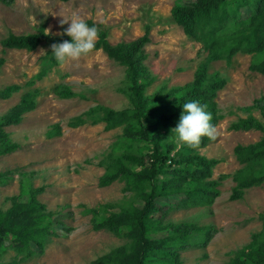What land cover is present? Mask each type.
<instances>
[{
  "label": "rangeland",
  "instance_id": "374dc122",
  "mask_svg": "<svg viewBox=\"0 0 264 264\" xmlns=\"http://www.w3.org/2000/svg\"><path fill=\"white\" fill-rule=\"evenodd\" d=\"M175 0H12L0 1V56L7 61L0 69V87L18 83L25 85L41 68V56L51 49L42 43L34 51L4 50L1 40L10 32H35L46 23L51 34H62L60 21L73 13L85 20L92 19L109 30V40L116 44L132 41L151 25V42L147 44L146 61L156 81L149 87L153 93L163 86L183 85L194 78L199 63L206 56L202 44L189 38L172 18ZM70 24V22H69ZM69 25L67 24V27ZM252 56L237 53L230 63L213 61L210 71L220 72L228 79L218 93L217 101L224 118L216 126L219 136L200 152L222 159L214 168V179L226 174L219 189L221 194L211 206L172 209L170 222H194L213 225L215 233L206 247L188 248L180 252L181 264H229L233 252L249 243L254 232L260 231L264 212V184L245 190L243 198L231 200L235 185L231 175L240 167L234 154L238 143L256 142L264 134L258 130L234 131L229 124L249 113L243 107L252 105L264 95V74L249 68ZM64 83L80 95L62 99L54 87ZM125 67L110 59L102 50L93 51L79 61L56 65L34 88L40 89L37 107L24 114L20 124L6 126L12 141L19 148L0 156V171L17 169L0 184V207L8 209L12 197L26 201L31 186H44L39 199L48 210L56 212L46 249L27 260L8 247L0 255V264H92L99 256L123 245L128 238L106 230L95 231L90 212L106 202H121L131 195L123 190V182L101 187L99 178L105 172L99 162L111 149L123 128L105 130V123H87L71 127L69 121L97 104L121 109L130 105L124 92ZM29 87L9 99H0V119L20 101ZM252 113L262 118L259 109ZM55 123L62 126L60 136L49 137ZM116 207L113 210H118ZM68 227L71 230L68 231Z\"/></svg>",
  "mask_w": 264,
  "mask_h": 264
},
{
  "label": "trees",
  "instance_id": "16d2710c",
  "mask_svg": "<svg viewBox=\"0 0 264 264\" xmlns=\"http://www.w3.org/2000/svg\"><path fill=\"white\" fill-rule=\"evenodd\" d=\"M11 3L12 0H0ZM67 1V0H63ZM173 20L191 39L202 44L206 56L199 63L192 81L183 85L161 87L149 93L156 81L146 61V46L151 42V25L142 36L132 41L113 44L109 30L92 19L89 26L98 28L94 51L102 50L116 63L125 67L126 86L123 89L130 105L121 109L97 104L74 116L71 127L91 123H105V130L123 128L111 149L99 162L105 172L99 178L101 187L123 182L125 192L131 195L121 202H106L92 207L93 229L106 230L118 237L128 238L123 245L97 257L92 264H181L180 252L188 248L206 247L215 233L213 225L194 222H170L167 216L172 209L211 206L221 191L219 186L227 175L214 179V168L222 159L208 157L200 152L212 140L202 138L199 148L187 145L177 147L173 129L184 112L183 104L197 101L206 106L217 126L224 118L217 101L218 93L228 84L220 72L210 71L213 61L230 63L237 53L252 56L251 71L264 74V0H175ZM55 36L42 23L35 32H10L1 40L3 49L36 50L42 43L58 44L71 37ZM7 59L0 56V69ZM58 65L52 49L41 56L40 70L25 85L13 83L0 87V99H9L29 87L21 99L0 119V156L19 148L12 141L6 126L20 124L24 114L37 107L40 89L33 86L44 79ZM59 98L69 99L80 95L69 85L54 87ZM259 109L262 118L252 111ZM249 114L229 124L234 131L258 130L264 133V95L252 105L243 107ZM62 126L55 123L48 130L49 137L60 136ZM240 167L231 175L235 185L231 200L243 198L245 190L264 184V134L256 142L234 147ZM17 169L0 171V184ZM44 186H31L26 201L12 197L8 209L0 207V255L8 247L14 248L21 260L45 251L50 237L56 235L53 217L39 199ZM118 207V210H113ZM260 231L254 232L246 245L236 249L229 264H264V212ZM71 230L70 227L67 228Z\"/></svg>",
  "mask_w": 264,
  "mask_h": 264
},
{
  "label": "clouds",
  "instance_id": "9594fccd",
  "mask_svg": "<svg viewBox=\"0 0 264 264\" xmlns=\"http://www.w3.org/2000/svg\"><path fill=\"white\" fill-rule=\"evenodd\" d=\"M70 22V24H69ZM68 24L63 34L71 37V42L52 44V54L60 67L90 55L98 40V28L89 26L79 14L73 13L70 19H62L61 27ZM50 31V30H48ZM184 112L178 125L172 130L176 136L177 147L187 145L190 148H199L202 138L207 137L215 141L219 130L212 124L213 116L197 101L183 104Z\"/></svg>",
  "mask_w": 264,
  "mask_h": 264
}]
</instances>
